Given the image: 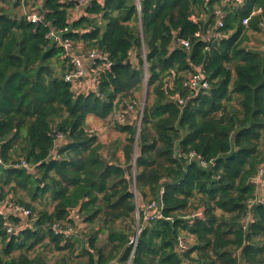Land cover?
<instances>
[{"label": "trees", "instance_id": "trees-1", "mask_svg": "<svg viewBox=\"0 0 264 264\" xmlns=\"http://www.w3.org/2000/svg\"><path fill=\"white\" fill-rule=\"evenodd\" d=\"M74 6L41 0L38 24L0 9V204L11 196L32 213L29 227L11 236L0 218V264H49L42 252L30 255L38 244L67 252L53 264H127L133 182L143 203L163 190L164 208L161 219L142 220L129 264H264V202L252 182L264 162V48L246 46L261 17L242 24L254 8L264 10V0H141L139 9L133 0H91L71 20ZM217 9L222 38L213 39L205 33ZM66 27L64 37L120 65L100 74L95 92L76 94L64 80L70 64L46 35ZM128 59L131 66H121ZM196 72L209 84L206 93L183 86ZM144 89L139 129L134 118L112 122L124 136L113 145L88 132L87 116L107 121ZM191 153L214 165L202 168ZM19 159L35 172L10 167ZM23 193L32 202L47 198L52 211L22 202ZM198 210L203 217L189 220ZM73 211L87 233L65 234L76 228ZM54 224L64 233L54 234ZM182 234L192 243L179 252Z\"/></svg>", "mask_w": 264, "mask_h": 264}, {"label": "built area", "instance_id": "built-area-1", "mask_svg": "<svg viewBox=\"0 0 264 264\" xmlns=\"http://www.w3.org/2000/svg\"><path fill=\"white\" fill-rule=\"evenodd\" d=\"M16 1V0H11ZM91 0H71L72 3L76 2L77 6L81 9L85 7ZM137 9L140 8L141 0H133ZM239 3L242 0H235ZM19 4L24 5L26 0L18 1ZM30 2L29 10L23 13V17L26 21L33 24H38L41 22V15H39L38 10L41 6L32 5ZM216 20L215 25L212 30H206L205 36L208 35L213 39L222 38V35L219 29L223 26V18L224 14L219 9L215 11ZM261 17L258 21L257 28L260 31L264 30V10L260 7L254 8L252 12L242 20V24L244 26H248L249 22L254 17ZM192 19H196L195 15H191ZM67 33H69V28L66 27L62 30L54 31L50 30L46 35V39L51 45L55 47H59L63 53V58L67 59V65L70 64V71L65 75L64 80L70 83L72 87V91L76 94H84L88 92H95L98 81L100 80V74L103 71H109L112 63L109 60L108 54L103 53L97 49L87 50L82 47L80 43H75L71 39L64 37ZM197 34L196 36H198ZM179 45L187 48L189 47V43L185 40H179ZM183 86L194 93L198 92H207L209 88V84L205 78V76L196 72L189 75L183 83ZM179 103H183L179 100ZM143 108V107H142ZM134 104H126L122 110L118 109L113 112V122L118 123L120 125L125 124L129 119L133 118ZM142 119V110L139 112V115L134 118V122L137 123L138 127L141 124ZM97 136V134H93ZM101 136V135H100ZM99 135L97 136L100 137ZM189 158L197 159L202 168H208L210 165H214L213 161L206 163L202 161L199 157H196L193 153L189 154ZM0 166H4L3 160L0 158ZM10 167L25 169L28 172L34 173L35 169L33 166L26 163L23 159H19L17 162H14L10 165ZM133 167H135V163L133 162ZM252 182L257 186L258 189H261V198L264 202V162L260 165L258 169L257 175L252 179ZM133 193L135 190H132ZM135 194V193H134ZM164 191L161 190L159 192V196L156 200L151 201L149 203H141L142 207L139 209L140 215L143 216V223H147L150 221H156L161 219L162 211L164 208L163 205V197ZM136 199V194H135ZM256 200L251 201L250 204L255 203ZM137 210V208H136ZM136 212V211H135ZM32 213L31 210L16 203L14 199L9 196L7 199L0 204V218L2 220V226L5 229L7 235H14L21 228L29 227L30 219ZM203 213L201 210L196 212H191L188 215L190 219L202 218ZM15 218L17 223L13 222L12 219ZM70 219L76 225V228L69 227V229L65 232L67 235L74 234L80 226L82 227L83 222L81 223V217L76 211L71 212ZM64 225V224H63ZM54 234H63L62 224H54L51 227ZM142 228L138 226L136 228L134 235H132L129 239V245L131 246L130 258L127 264L130 263V260L135 252L137 246L138 236L141 232ZM177 247L180 252L187 250L186 242L181 238H177ZM177 250V251H178Z\"/></svg>", "mask_w": 264, "mask_h": 264}, {"label": "rangeland", "instance_id": "rangeland-1", "mask_svg": "<svg viewBox=\"0 0 264 264\" xmlns=\"http://www.w3.org/2000/svg\"><path fill=\"white\" fill-rule=\"evenodd\" d=\"M13 1H10V3H12ZM224 2V1H222ZM5 6H7V3H3ZM0 9H4V8H0ZM218 10V9H217ZM246 46L249 48V49H252V50H262L264 48V30L263 31H260V32H256V33H252L250 32L248 34V41L246 42ZM53 70H54V73H56V75H60L61 72H62V68H61V65L53 60L51 62V66H50ZM145 89L139 93H133L132 94V97L131 98H128L127 101L128 102H125L126 104H134V111H133V118L137 117L139 115V112L142 110V113H143V108L144 107V102H145ZM130 102V103H129ZM113 113L110 115V117L108 118L107 121H101L97 118L95 119H92V116H87L86 118V121H88L89 118H91V121L88 122V124L86 125L87 127V130L90 134H97V136L101 135V136H105L107 141L106 143H111L112 145L114 144V142L116 143L117 140H122L124 139V136L122 134H119L118 132H116L113 127ZM113 122V123H112ZM107 125H111L112 128H110V130H107L106 127ZM137 129H139L137 123H135ZM100 136V137H101ZM58 139L59 141L62 140L63 138L59 135L58 136ZM262 145L264 146V141L262 139ZM104 155H105V152H104ZM257 187V186H256ZM131 189L132 190H135L134 193L136 194V199H135V205H136V208H135V213H134V220L132 222V224L130 225L129 229L131 230V233L129 234V236L131 237L132 235H134V232L136 230V228H138V226H140V228L143 227V223H142V219L141 218V215L139 213V209L140 207H142L141 203H143L141 200H140V197L138 196L137 192H136V189H135V184L133 182V184L131 185ZM259 192H261V189L258 190ZM21 198V197H20ZM21 201L26 203V204H30L31 206H33L34 208L38 209V210H41V209H47L49 212L52 211V208H53V204H48V201H47V198H44L42 201H34L32 202L30 200V198L28 196H22L21 198ZM81 223H82V219H81ZM117 226H119L120 224L117 223L116 224ZM115 226V227H117ZM85 224H82V227L80 226V228H77L78 233H87L88 232V228H85ZM183 235V236H182ZM181 237L185 242H186V245H187V250L188 248L190 247V244L192 243V238L191 237H187V238H184V235L185 234H182ZM47 240H44V244H47L46 243ZM104 241H105V238L102 237L101 238V241L99 242L98 246L100 248H103L104 247ZM1 248V246H0ZM177 250H178V247H177ZM179 251V250H178ZM38 252H42V256H44L46 258V260L48 261L49 264H52L54 263V261H60L61 257H67L68 258V255H67V252H62V253H54L52 249H49L48 247L44 246V248L40 247V244H38L34 249H32L29 253L30 255H35V254H38ZM105 254H107L106 251H104ZM180 252V251H179ZM20 252L19 251H15L13 253L14 256H17Z\"/></svg>", "mask_w": 264, "mask_h": 264}, {"label": "crops", "instance_id": "crops-1", "mask_svg": "<svg viewBox=\"0 0 264 264\" xmlns=\"http://www.w3.org/2000/svg\"><path fill=\"white\" fill-rule=\"evenodd\" d=\"M3 3H4V2H2V1L0 0V8L9 9V10H11L12 13H14V14H16V15H19V16H23V13H25L27 10H29L28 7H29V5H30L28 1H26L24 5L19 4V5H17V6H12L11 4H8L7 2H5V3H7V6H5ZM35 5H37V6H41V0H38L37 3H36ZM80 11H81V8L78 7L77 5H75L74 8H72V9L69 10V13H70V19H71V20H74V19H76L78 16H80ZM92 119H95V118L92 117ZM90 121H91V118H89L88 121H86V125H87L88 122H90ZM110 128H112V126H111V125H107L106 129H107V130H110ZM97 139H98L99 142H101V143H103V144H105L106 141H107V139H106L105 136H104V137H103V136L98 137ZM115 157H116L117 162L123 164V155H122L121 151L117 152L116 155H115ZM22 196H25V197H26V195H25L24 193H23ZM85 226H86L85 228H88V226H87L86 224H85ZM102 237H104V236H100V238H99V240H98V244H99V242L101 241V238H102ZM104 238H105V237H104ZM104 242H105V241H104ZM98 247H99V246H98ZM114 262H115V261L113 260V261H111L109 264H114ZM52 264H53V263H52Z\"/></svg>", "mask_w": 264, "mask_h": 264}, {"label": "water", "instance_id": "water-1", "mask_svg": "<svg viewBox=\"0 0 264 264\" xmlns=\"http://www.w3.org/2000/svg\"><path fill=\"white\" fill-rule=\"evenodd\" d=\"M74 4L77 5L76 2H74ZM118 66H120V65H118V64H112L111 67H110V69H111V70H114V69H115L116 67H118ZM121 66H123V67L131 66L130 59H128V60L126 61V63H125V64H122ZM38 181H39V180H38ZM39 183H40V181H39Z\"/></svg>", "mask_w": 264, "mask_h": 264}]
</instances>
